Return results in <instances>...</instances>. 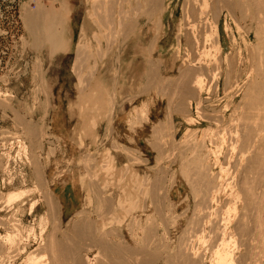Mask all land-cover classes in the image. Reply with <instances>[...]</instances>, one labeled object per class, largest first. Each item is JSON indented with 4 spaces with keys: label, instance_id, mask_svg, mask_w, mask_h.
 I'll use <instances>...</instances> for the list:
<instances>
[{
    "label": "rangeland",
    "instance_id": "rangeland-1",
    "mask_svg": "<svg viewBox=\"0 0 264 264\" xmlns=\"http://www.w3.org/2000/svg\"><path fill=\"white\" fill-rule=\"evenodd\" d=\"M224 1L0 0V264H28L32 253L55 264L50 241L63 249L61 264L175 258L205 191L193 193L188 180L202 164L217 174L238 161L228 132L262 50L255 8ZM57 37L65 49L55 53ZM12 190L26 196L10 208ZM10 231L19 233L13 246L4 243ZM104 232L121 243L104 247ZM196 247L213 264L209 242ZM245 252L234 250L235 264Z\"/></svg>",
    "mask_w": 264,
    "mask_h": 264
},
{
    "label": "bare ground",
    "instance_id": "bare-ground-1",
    "mask_svg": "<svg viewBox=\"0 0 264 264\" xmlns=\"http://www.w3.org/2000/svg\"><path fill=\"white\" fill-rule=\"evenodd\" d=\"M151 1L152 0H142V4H144L148 7L149 4L151 3ZM216 1L218 2V0H216ZM233 1L234 2H232V1L230 2V0H227V1L225 0L224 2L228 6L229 9L231 8L230 6L233 5L232 3H235L234 5H236L235 6L236 8L237 7H243V6H245V8H246L247 5L249 6L247 8H250V6H251L252 7L251 9H253V7H254L255 10H253V11H254V13L257 12L256 13L257 14L256 19L259 23L257 25L264 26V0H244V1L243 0H233ZM121 2H123V1H121ZM131 2H133V1H131ZM203 2H204L203 5L207 3L206 0H203ZM220 2H221V0H220ZM138 3H140V0H138ZM222 3H223V1H222ZM222 3H220V4H222ZM139 5L140 4H138V6ZM197 5H199V4H197ZM208 5H210V4H208ZM216 5H219V4H216ZM146 6H144V7H146ZM204 6H206V5H204ZM233 6L231 9H233ZM201 7H203V6H201ZM218 8H219V6H218ZM221 8H222V6H221ZM217 11H219V10H217ZM242 11H240L239 13H241ZM245 11H246V9H245ZM212 12H214V11H212ZM231 13H233V11ZM119 14H121V15H119V17H121V19L124 18V20H125V16H126L125 13L123 14L121 12ZM184 15H185V13H184ZM203 15H204V12L201 11L200 14L197 15V19H204ZM213 15H214V13H213ZM214 16H216V15H214ZM232 17H234V16H232ZM192 25H193V23H192ZM217 25L218 24H216L214 27V35H215V37L219 38V29H218L219 25H218V27H217ZM261 26H259L260 27L259 30H261V31H259L258 35H259V37L261 36L259 42L261 43L262 50H260V52L257 51L260 54H259L258 59H256V62L254 60L255 63H254L253 76H251L252 77L251 80L249 79L250 83H248L249 88H248V90H246V95H244L245 96L244 101H243L244 104L242 103L243 106L241 107V109L239 107L240 111L236 110V114H237V115H235L236 118L234 120L231 119L234 122L236 121V123H235V125H234V123L232 124V128H229V132L227 131L230 136L226 133L230 138V143L228 142L230 145L229 144L228 145L230 146L231 150L237 152L238 161L236 163H234V165L232 164L231 168L225 169L224 166L221 167L217 174H214L211 167H209V166H206V168H205V166L203 168H200L203 166V164L201 163L202 166L200 165V167L198 168L200 170V172L198 171L199 174L197 175L198 180L195 179V180H197L195 182L194 181L191 182L188 180L189 184L192 187L191 189H192L193 193L195 191L198 194V192H197L198 190L194 188V185L198 186V187L202 186V188H205L204 192L201 191V188H200V191H201L200 193H201L202 199L196 200L198 202L201 200L199 202V204L201 203V205H200L201 208L199 211L196 212L197 214L195 213L196 218L194 219V221L192 223L191 231L190 230L188 232L185 231L186 232L185 236L184 235L180 236V238L182 237V239L179 240V242H178L179 243L177 245L178 251L176 252L177 254H176L175 258H171V257L167 258V261H166L167 264H175V262H177V264H203L202 263L203 260H200L201 257L199 256L200 259L198 258V255H197L198 254V250H197L198 248L196 247L197 244H199L201 241L209 242V249L211 248V252H212L211 255L213 258L212 259L213 264H235L236 260H235V256H234V250L238 249V247H240V248L244 247L246 250V252L244 254L245 257L242 256L245 259H241V261L238 259L239 264H264V27H261ZM256 27H258V26H256ZM205 31H206V29H205ZM255 34H257V33H255ZM258 35H256V36H258ZM205 38H206V36H205ZM203 39H204V37H203ZM50 44L52 45L51 48L55 53L60 52L61 49H65V46L62 45L63 43L61 44V40L58 37L54 41L50 42ZM214 44H215L216 50H219L220 44L217 43V40H216V43H214ZM210 45H212V44H210ZM257 49H259V48H257ZM220 50H221V48H220ZM252 54H250V55H252ZM184 61H185V59H184ZM240 61H241V59H240ZM225 63H226V61H225ZM203 68H205V67H203ZM192 70L190 69V71H192ZM199 70H201V69H199ZM184 71H186V69ZM212 71H213V68H212ZM192 73L193 72H190V74H192ZM201 73H202V71H201ZM219 73L221 74V72H219ZM219 73L217 71V74H219ZM204 74H206V73H204ZM232 74H233V72H232ZM186 75H184V76H186ZM216 75L214 77L218 76V75L217 76ZM203 76L204 75L199 74L196 78L193 77L195 79V86L196 87L202 88V83H203V79H204ZM183 77H181V78L183 79ZM191 78H192V76H191ZM191 78L189 77L188 79H190V81H192ZM239 78H238V80H239ZM182 79H180V80H182ZM185 79L183 80V83L181 82L183 85L185 83L184 81H186V83H187V78H185ZM193 82L194 81H192V83ZM176 83H177V81H176ZM186 83L184 86H186ZM231 83H233V82H231ZM189 85L190 84H188V86ZM231 86H233V85H231ZM215 87H216V85H215ZM181 88L184 89L182 86H181ZM228 88H231V87L229 86ZM188 90H189V88H188ZM191 90H189V91H191ZM242 100L243 99H241V101ZM235 109H237V108L235 107ZM233 114H235V113H233ZM190 121H192V120H190ZM214 123L216 124V122H214ZM218 130H220V129H218ZM217 134H218V136H220L219 135L220 132H218ZM217 134H215V135H217ZM190 135H191V133H190ZM229 138H228V141H229ZM203 139L205 140V136ZM216 139H218V138H216ZM211 140H212V138H211ZM216 142H217V140H216ZM170 143L172 144V142H170ZM212 143H213V141H212ZM181 146H183V145H181ZM21 148H22V146H21ZM188 148H190V147H188ZM193 148H196V147L193 146ZM194 150H196V149H194ZM228 150H230V149H228ZM196 152L199 153L198 151H196ZM194 156H195V154H194ZM182 157H183V155H182ZM201 157H203V156H201ZM242 159L245 160V164L241 167V170H240L239 163H240V161H242ZM196 166H197V164H196ZM230 169H233L232 172ZM237 171L239 174H237V179H236V172ZM181 173H183V175H185V171H182ZM94 175H95V173H94ZM89 178L91 180L92 175H89ZM123 194H125V193H123ZM195 195L196 194H194L195 199H196V197L197 198L200 197V196L198 197V195H200V194H198L197 196H195ZM25 196H26V191H24V190H21V191H13L12 190L5 195V201H4L5 205L11 208V206L14 205L15 203L24 201ZM45 197H46L45 201L47 203V207H49V209L53 213V215L56 216L57 215L56 204H54V202H52V200H50V198L48 196H45ZM106 202H107L106 203L107 205H110L112 207L113 204L111 205L108 203V201H106ZM20 204H22V203H20ZM118 204H120V203H118ZM35 206H36V202H33L31 204V207H30L31 211H33ZM109 208L110 207H108L107 209H109ZM112 210H114V209H112ZM77 223H78L77 221H72V224L70 226L72 228V230H75L78 228ZM115 234H117V233H115ZM18 236H19L18 232L15 234L11 231L8 232L4 237V243L7 245H10V246H13V244L16 241V238ZM109 236L110 235H108V233L104 232L103 236H101L102 238H100L99 243L102 244L106 248H108L111 243H114L115 245H116V243H121V237L119 235L116 236V241L114 240L115 242L112 239L109 240L108 239ZM183 236H184V238H183ZM0 239H1V237H0ZM47 246L51 250L50 251L52 253L51 256H53L55 264L56 263L61 264L63 261V259L61 257L63 249L61 248L60 244L57 241H50V242H48ZM110 248L113 249V251H117L116 249H114V246H110ZM11 251H13V250H11ZM11 254H12V252H11ZM41 258H42V256H36L34 253H32L28 257V264H40L39 262H40ZM238 258H240V257H238Z\"/></svg>",
    "mask_w": 264,
    "mask_h": 264
}]
</instances>
